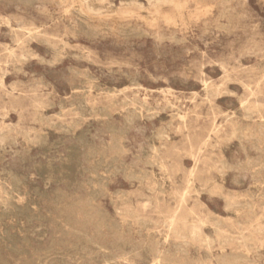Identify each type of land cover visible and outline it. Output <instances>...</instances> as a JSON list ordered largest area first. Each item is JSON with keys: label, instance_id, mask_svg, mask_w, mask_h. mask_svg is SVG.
<instances>
[{"label": "rangeland", "instance_id": "1", "mask_svg": "<svg viewBox=\"0 0 264 264\" xmlns=\"http://www.w3.org/2000/svg\"><path fill=\"white\" fill-rule=\"evenodd\" d=\"M138 1L0 0V264H264V0Z\"/></svg>", "mask_w": 264, "mask_h": 264}, {"label": "bare ground", "instance_id": "2", "mask_svg": "<svg viewBox=\"0 0 264 264\" xmlns=\"http://www.w3.org/2000/svg\"><path fill=\"white\" fill-rule=\"evenodd\" d=\"M70 1H72L74 4H76V12H77L78 16H79L81 19L85 18V17H86V16H85L86 14L100 15V14L105 13V12L103 11V9H99V8H96V7L93 6V3L100 4V3L102 2V0H70ZM147 2H148V7H149V8H152V9H154V10H158L159 7H160L161 5H164V4H168V5H176V4H177V2H176L175 0H147ZM232 2H233V1H232ZM231 4H233V3H231ZM128 7H133V8H131V9H127ZM135 8H143V7H142V5L139 3L138 0H129L128 4L125 6V9H124L122 15H127V14H129V13L132 12ZM146 8H147V7H146ZM149 12H150V11H149ZM113 13L116 14V12H114V11H113ZM154 18H155V17H154ZM81 19H80V20H81ZM140 20H141V19H140ZM143 21H144V20H143ZM165 24H166V23H165ZM9 25H10V24H9ZM74 25H75V24H74ZM159 25H160V24H159ZM168 25H169V24H168ZM66 26H67V25H66ZM122 32H126V33H128V34H132V32L130 31L129 28H123V29H122ZM14 49H15V48H14ZM14 51H15V50H14ZM38 56H39V55H38ZM84 58H85V57H84ZM70 72H71V70H70ZM72 73H73V72H72ZM202 73H203V72H202ZM68 74H69V73H68ZM125 74H126V73H125ZM67 76H68V75H67ZM91 76H92V75H91ZM127 76H128V74H127ZM72 79H73V78H72ZM68 81H69V80H68ZM71 81H72V80H71ZM137 81H138V80H137ZM4 83H5V82H4ZM83 84H84V83H83ZM88 84H89V83H88ZM88 84H87V85H88ZM76 87H77V86H76ZM86 87H87V86H86ZM88 87H89V86H88ZM72 88H73V87H72ZM74 88H75V87H74ZM94 88H95V87H94ZM94 88H93V89H94ZM82 89H83V88H82ZM90 89H91V88H90ZM110 89H111V88H110ZM76 90H77V89H76ZM86 90H88V89H86ZM111 90H112V89H111ZM168 90H169V89H168ZM81 91H82V90H81ZM89 91H92V90H89ZM15 92H16V91H15ZM75 92H76V91H75ZM175 92H176V91H175ZM110 94H111V93H110ZM235 94H236V93H235ZM85 97H86V96H85ZM79 98H80V97H79ZM125 98H126V97H125ZM134 99H135V98H134ZM143 99H144V98H143ZM132 101H133V99H132ZM69 103H70V102H69ZM132 103H133V102H132ZM155 103H156V102H155ZM133 104H134V103H133ZM142 104H143V103H142ZM64 105H65V104H64ZM83 106H84V105H83ZM156 106H157V104H156ZM74 107H75V106H74ZM77 108H78V107H77ZM103 108H104V107H103ZM155 108H156V107H155ZM69 109H70V108H69ZM98 110H100V109H98ZM154 110H155V109H154ZM0 111H1V110H0ZM102 111H103V110H102ZM1 112H2V111H1ZM1 112H0V113H1ZM5 112H6V111H5ZM8 112H9V111H8ZM191 112H192V110H191ZM43 115H44V114H43ZM83 115H84V114H83ZM96 115H97V114H96ZM105 116H106V115H105ZM182 117H184V116H182ZM93 118H95V117H93ZM102 119H103V117H102ZM180 120H181V118L179 117V121H180ZM183 120H184V119H183ZM183 120H182V121H183ZM246 121H247V120H246ZM101 125H102V124H101ZM124 125H125V124H124ZM185 125H186V124H185ZM86 126H87V125H86ZM128 128H129V127H128ZM118 129H119V128H118ZM124 129H125V128H124ZM122 130H123V129H122ZM128 130H129V129H128ZM83 131H84V130H83ZM89 131H90V130H89ZM89 131H88V132H89ZM130 131H131V129H130ZM122 132H123V131H122ZM154 132H155V131H154ZM82 133H83V132H82ZM231 133H232V132H231ZM80 134H81V132H80ZM106 135H107V134H106ZM152 135H153V134H152ZM73 136H74V135H73ZM80 136H82V135H80ZM125 136H126V135H125ZM76 137H77V136H76ZM110 137H111V136H110ZM118 137H119V136H118ZM118 137H117V138H118ZM68 138L70 139V137H68ZM78 139H79V138H78ZM98 139H99V138H98ZM120 139H122V138H120ZM114 140H116V139H114ZM114 140H110V141H114ZM123 140H124V139H123ZM150 140H153V139H150ZM117 141H118V140H117ZM126 141H127V140H126ZM108 142H109V141H108ZM72 143H73V142H72ZM103 143H104V142H103ZM112 143H113V142H112ZM123 143H124V142H123ZM148 143H150V142H148ZM54 144H55V142H54ZM54 144H53V145H54ZM109 144H110V143H109ZM117 144H118V143H117ZM120 144H121V143H119V147H120ZM152 144H153V143H152ZM50 145H51V144H49V147H50ZM83 145H84V144H83ZM90 145H91V144H90ZM104 145H105V144H104ZM150 145H151V144H150ZM153 145H154V144H153ZM56 146H57V145H55V147H56ZM85 146H86V144H85ZM111 146H112V145H111ZM111 146H110V148H111ZM76 147H77V146H75L74 149H76ZM92 147H93V146H92ZM101 147H102V144H101ZM103 147H104V146H103ZM154 147H155V146H154ZM51 148H52V147H51ZM88 148H89V147H88ZM94 148H95V145H94ZM115 148H116V147H115ZM122 148H123V147H121V149H122ZM147 148H148V147H147ZM155 148H156V147H155ZM68 149H69V148H68ZM71 149H73V148H71ZM77 149H79V148H77ZM91 149H92V148H91ZM119 149H120V148H119ZM151 149H152V147H151ZM153 149H154V148H153ZM51 150L53 151V149H51ZM55 150H56V149H55ZM81 150H83V149H81ZM104 150H108V149H105V148H104ZM104 150H103V152H104ZM147 150H148V149H147ZM96 151H98V149H97ZM126 151H127V150H126ZM126 151H123V152H126ZM143 151H144V149H143ZM145 151H146V149H145ZM150 151H151V150H150ZM157 151H158V150H157ZM48 152H49V151H48ZM76 152H77V151H76ZM78 152H79V151H78ZM84 152H86V151H84ZM114 152L116 153V150H115ZM118 152H120V150H119ZM178 152H179V151H178ZM11 153H13V152L11 151ZM86 153H87V152H86ZM105 153H106V152H105ZM53 154H54V152H53ZM73 154H75V153H73ZM77 154H78V153H77ZM77 154H76V155H77ZM117 154H118V153H117ZM47 155H50V154L47 153L46 156H47ZM57 155H58V154H57ZM60 155H61V154H60ZM105 155H106V154H105ZM119 155H120V154H119ZM122 155H123V154H122ZM143 155H144V154H143ZM143 155H142V156H143ZM145 155H146V154H145ZM213 155H214V154H213ZM46 156H44L43 158H47ZM66 156H67V155H66ZM77 156L79 157V155H77ZM77 156H76V159H77ZM98 156H99V155H98ZM107 156H108V155H107ZM110 156H111V155H109L108 157H110ZM114 156H115V155H114ZM147 156L149 157V154H147ZM147 156H146V157H147ZM61 157H62V159H63V156H61ZM137 157H138V156H137ZM146 157H145V159H146ZM148 157H147V158H148ZM80 158H81V157H80ZM83 158H84V157H83ZM119 158H121V157H119ZM138 158H139V157H138ZM192 158H193V157H192ZM4 159H5V158H4ZM25 159H26V158H25ZM57 159H58V158H57ZM62 159H61V160H62ZM64 159H66V157H65ZM106 159H107V158H105L104 160H106ZM108 159H109V158H108ZM112 159H113V158H112ZM117 159H118V158H117ZM121 159H122V158H121ZM135 159H137V158L135 157ZM20 160H21V159H20ZM48 160H49V159H48ZM48 160H47V161H48ZM53 160H54V159H53ZM58 160H59V159H58ZM66 160H68V159H66ZM66 160H65V161H66ZM69 160H70V159H69ZM95 160H97V159H95ZM99 160H100V159H98V161H99ZM255 160H256V159H255ZM260 160H261V159H260ZM39 161H40V160H39ZM54 161H55V160H54ZM54 161H53V162H54ZM59 161H60V160H59ZM65 161H64V162H65ZM77 161H78V160H77ZM83 161H86V159L83 160ZM93 161H94V160H93ZM102 161H103V160H102ZM111 161H112V160H111ZM122 161H123V160H122ZM122 161H121V162H122ZM135 161H136V160H135ZM135 161H134V162H135ZM263 161H264V160H263ZM34 162H35V161H34ZM40 162H41V161H40ZM62 162H63V161H62ZM67 162H68V161H67ZM67 162H65V163H67ZM69 162H70V161H69ZM71 162H72V160H71ZM78 162H80V161H78ZM90 162H92V161H90ZM105 162H106V161H105ZM117 162H118L117 164L119 165V162H120V161H117ZM134 162H133V163H134ZM72 163H73V162H72ZM133 163L130 162V164H133ZM143 163H144V162H143ZM61 164H62V163H61ZM79 164H80V163H79ZM88 164H89V163H88ZM91 164H94V162H92ZM130 164H129V165H130ZM134 164H135V163H134ZM139 164H141V162H139ZM229 164H230V163H229ZM33 165H34V163H33ZM35 165H36V164H35ZM35 165H34V166H35ZM65 165H66V164H64V166H65ZM69 165H70V164H69ZM120 165H123V163L120 164ZM126 165H127V164H126ZM137 165H138V163H137ZM51 166H52V165H51ZM60 166H62V165H60ZM60 166H58V167H60ZM66 166H67V165H66ZM124 166H125V164H124ZM124 166H123V167H124ZM142 166H143V165H142ZM47 167H48V166H47ZM54 167H55V166H54ZM74 167H75V166L72 165L71 168L74 169ZM80 167H81V166H80ZM93 167H94V166H93ZM123 167H122V169H123ZM131 167H132V166H131ZM133 167H134V165H133ZM145 167H146V166H145ZM36 168H37V166H36ZM65 168H66V167H65ZM69 168H70V167H69ZM69 168H68V170L71 169V168H70V169H69ZM76 168H77V167H76ZM87 168H88V167H87ZM116 168H117V167H116ZM134 168H135V167H134ZM156 168H157V167H156ZM195 168H196V167H195ZM49 169H50V168H49ZM49 169H48L47 171H49ZM55 169H56V167H55ZM58 169H59V168H58ZM73 169H71L70 172H72ZM83 169H85V168H83ZM83 169H82V171H83ZM90 169H91V167H90ZM117 169H118V168H117ZM127 169H129L128 166H127ZM138 169H139V168H138ZM1 170H2V169H1ZM38 170H39V169H38ZM38 170H37V171H38ZM50 170H51V169H50ZM62 170H63V169H62ZM85 170H86V169H85ZM133 170H134V169H133ZM143 170H144V169H143ZM195 170H196V169H195ZM79 171H80V170H79ZM88 171H89V170H88ZM104 171H105V170H104ZM130 171H131V170H130ZM145 171H147V170H145ZM148 171H149V170H148ZM105 172H106V171H105ZM57 173H58V172H57ZM72 173L74 174V172H72ZM72 173H71V174H72ZM80 173H81V172H80ZM35 174H36V173H35ZM91 174H92V173H91ZM37 175L39 176V174H37ZM47 175H48V174H47ZM80 175H82V174H80ZM100 175H101V174H100ZM41 176H42V175H41ZM70 176H71V175H70ZM73 176H74V175H73ZM251 176H252V175H251ZM262 176H263V175H262ZM64 177H65V174H64ZM76 177H77V176H75V178H76ZM95 177H97V176H95ZM95 177H94V178H95ZM108 177H109V176H108ZM39 178H43V176H42V177H39ZM104 178H105V177H104ZM104 178H103V179H104ZM149 178H150V177H149ZM60 179H61V178H60ZM65 179H67V178H65ZM68 179H69V177H68ZM68 179H67V180H68ZM97 179H98V178H97ZM106 179H107V178H106ZM76 180H77V179H76ZM86 180H87V179H86ZM92 180H93V178H92ZM27 181H28V180H27ZM31 181H33V180H31ZM44 181H45V179H44ZM61 181H62V180H61ZM72 181L74 182L73 179H70V183H71ZM79 181H80V180H79ZM97 181H98V180H97ZM48 182H49V181H48ZM80 182H81V181H80ZM88 182H91V181L89 180V181H87V182H85V183H88ZM98 182H99V181H98ZM49 183H52V182H49ZM91 183H92V182H91ZM99 183H100V182H99ZM102 183H103V182H102ZM35 184H36V183H35ZM47 184H48V183H47ZM75 184H76V183H75ZM77 184H78V183H77ZM83 184H84V181H83ZM97 184H98V183H97ZM165 184H166V183H165ZM27 185H28V184H27ZM72 185H73V184H72ZM93 185H94V188H95V185H96V184L93 183ZM45 186H48V185H45ZM67 186H68V185H67ZM70 186H71V185H70ZM90 186H91V185H90ZM102 186H103V185H102ZM0 187H1V186H0ZM57 187H58V186H57ZM57 187H56V188H57ZM76 187H77V185H76ZM31 188H32V187H31ZM37 188H38V187H37ZM50 188H52V187H50ZM59 188H60V187H59ZM59 188H58V189H59ZM68 188L70 189V187H68ZM94 188H93V189H94ZM260 188H261V187H260ZM52 189H53V188H52ZM75 189H76V188H75ZM79 189H80V188H79ZM79 189H78V190H79ZM83 189H84V188H83ZM93 189H92V190H93ZM155 189H156V188H155ZM155 189H154V190H155ZM262 189H263V187H262ZM40 190H41V189H40ZM55 190H56V189H55ZM117 190H118V189H117ZM47 191H48V190H47ZM52 191H53V190H52ZM60 191H61V190H60ZM60 191H58V192H60ZM63 191H64V190H62V192H63ZM84 191H85V190H84ZM41 192H42V191H41ZM41 192H40V195H41ZM44 192H45V191H44ZM44 192H43V193H44ZM56 192H57V191H56ZM64 192H66V191H64ZM76 192H77V191H76ZM28 193H29V192H28ZM38 193H39V192H38ZM43 193H42V194H43ZM46 193H47V192H46ZM72 193H74V192H72ZM12 194H13V193H12ZM48 194H49V193H48ZM70 194H71V193H70ZM0 195H1V193H0ZM14 195H15V194H14ZM56 195H58V194H56ZM68 195H69V194H68ZM112 195L114 196V194H112ZM48 196H49V195H48ZM50 196H51L50 198H53V199H54V197H53L52 195H50ZM66 196H67V193H66ZM70 196L72 197V195H70ZM2 197H3V196H2ZM71 197H70V198H71ZM79 197H80V196H79ZM92 197H93V196H92ZM7 198H8V197H7ZM66 198H67V197H66ZM55 199H56V198H55ZM67 199H69V198H67ZM74 199H75V198H74ZM74 199H73V200H74ZM238 199H239V198H238ZM238 199H237V200H238ZM49 200H50V199H49ZM79 200H81V199H79ZM79 200H78V201H79ZM82 200H83V199H82ZM82 200H81V201H82ZM69 201H70V200H69ZM78 201H77V202H78ZM86 201H87V199H86ZM54 202H55V201H54ZM54 202H53V203H54ZM74 202H75V201H74ZM74 202H72V203H74ZM79 202H80V201H79ZM144 202H145V201H143L142 203H144ZM146 202L148 203V201H146ZM154 202H155V201H154ZM200 202H201V201H200ZM232 202H233V201H232ZM4 203H5V202H4ZM23 203H24V202H23ZM31 203H32V202H31ZM34 203H35V202H34ZM34 203H33V204H34ZM36 203H37V202H36ZM66 203H67V202H66ZM69 203H70V202H69ZM75 203H76V202H75ZM95 203H96V202H95ZM139 203H140V202H139ZM26 204H27V203H26ZM55 204H56V202H55ZM58 204H59V203H58ZM49 205H50V204H49ZM51 205H52V204H51ZM53 205H54V204H53ZM56 205H57V204H56ZM70 205H71L70 207L73 208V207H72V204H70ZM77 205H78V204H77ZM123 205H124V203H123ZM129 205H130V204H129ZM132 205H133V204H132ZM22 206H23V205H22ZM22 206H21V207H22ZM39 206H40V204H39ZM41 206H42V205H41ZM47 206H48V205H47ZM66 206H67V205H66ZM25 207H26V206H25ZM25 207H24V208H25ZM54 207H55V205H54ZM74 207H76V206H74ZM78 207H79V206H78ZM78 207H77V208H78ZM82 207H83V205H82ZM87 207H88V206H87ZM89 207H90V206H89ZM118 207H119V206H118ZM133 207H134V206H133ZM31 208H32V206H31ZM34 208H35V207H34ZM40 208H41V207H40ZM48 208H49V207H48ZM61 208L63 209V207H60V209H61ZM77 208H76V210H77ZM45 209H46V208H45ZM52 209H53V208H51V210H52ZM62 209H61V210H62ZM68 209H69V208H68ZM74 209H75V208H74ZM81 209H82V208H81ZM88 209H89V208H88ZM35 210H36V208H35ZM41 210H42V209H41ZM46 210H47V209H46ZM57 210H58V209H57ZM66 210H67V209H66ZM78 210H79V209H78ZM78 210H77V211H78ZM18 211H19V210H18ZM31 211H32V210H31ZM36 211H37V210H36ZM38 211H39V210H38ZM79 211H80V210H79ZM85 211H87V210L85 209ZM49 212H51L50 209H49ZM58 212H59V211H58ZM63 212H64V211H63ZM65 212H66V211H65ZM65 212H64V213H65ZM69 212H70V211H69ZM132 212H133V211H132ZM38 213H39V212H37V215H38ZM41 213H43V212H41ZM41 213H40V215H41ZM59 213H60V212H59ZM73 213H74V212H73ZM73 213L70 212V215H69V216L73 215ZM117 213H118V212H117ZM129 213H130V211H129ZM32 214H33V213H32ZM48 214H49V213H48ZM61 214H63V213H61ZM77 214H78V213H76V215H77ZM81 214H82V213H81ZM92 214H93V213H92ZM37 215H36V218H37ZM40 215H39V216H40ZM44 215H45V214H44ZM44 215H42V216H44ZM51 215H52V214H51ZM56 215H57V214H56ZM78 215H79V214H78ZM83 215H84V214H83ZM83 215H82V216H83ZM29 216H30V215H29ZM59 216H60V215H59ZM59 216H58V217H59ZM74 216H75V215H74ZM84 216H85V215H84ZM216 216H217V215H216ZM0 217H1V216H0ZM12 217H13V216H12ZM32 217H33V215H32ZM45 217H46V215H45ZM47 217H48V215H47ZM54 217H55V214H54ZM58 217L56 216L55 218H58ZM62 217H64V216H62ZM62 217H61V218H62ZM66 217H67V216H66ZM66 217H65V218H66ZM75 217H76V216H75ZM78 217H79V216H78ZM94 217H95V216H94ZM97 217H98V216H97ZM124 217H125V214H124ZM2 218H3V217H2ZM16 218H17V217H16ZM16 218H15V219H16ZM26 218H27V217H26ZM43 218H44V217H43ZM79 218H80V217H79ZM110 218H112L111 215H110L109 219H110ZM221 218H222V217H221ZM256 218H257V216H256ZM0 219H1V218H0ZM9 219H11V218H9ZM13 219H14V218H13ZM15 219H14V220H15ZM31 219H32V218H31ZM50 219H51V218H50ZM67 219H68V217H67ZM69 219H70V218H69ZM82 219H83V217H82ZM82 219H81V222H82ZM84 219H85V217H84ZM98 219H99V217L97 218V220H98ZM7 220H8V219H7ZM23 220H24V219H23ZM36 220H37V219H36ZM36 220H35V221H36ZM55 220H56V219H55ZM61 220H62V219H61ZM87 220H88V219L86 218L85 221H87ZM93 220H94V219H93ZM103 220H104V219H103ZM115 220H116V219H115ZM19 221H20V220H19ZM57 221H58V220H57ZM57 221H56V223H57ZM62 221H63V220H62ZM164 221H165V220H164ZM166 221H167V220H166ZM168 221H169V220H168ZM214 221H215V220H214ZM219 221H220V220H219ZM0 222H2V221H0ZM3 222H4V221H3ZM9 222H11V221H9ZM49 222H50V221H48V223H49ZM52 222H53V221H52ZM75 222H76V221H75ZM93 222H94V221H93ZM96 222H98V223H94V224H99V221H96ZM108 222H109V221H108ZM114 222H116V221H114ZM18 223H19V222H18ZM43 223H45V221H44ZM43 223H42V224H43ZM59 223H60V222H59ZM66 223H68V222H66ZM72 223H73V221H72ZM104 223H106V222H104ZM3 224H5V223H3ZM8 224H9V223H8ZM26 224H27V223H26ZM61 224H62V223H61ZM74 224H75V223H74ZM74 224H72V226H73ZM106 224H107V223H106ZM118 224H120V222H119ZM16 225H17V224H16ZM47 225H48V224H47ZM52 225H53V224H52ZM66 225H69V224H66ZM100 225H101V224H100ZM107 225H108V224H107ZM111 225H112V222H111ZM128 225H129V224H128ZM156 225H157V224H156ZM164 225H165V223H164ZM0 226H1V224H0ZM27 226H29V225H27ZM33 226H34V224H33ZM77 226H78V224H77ZM82 226H83V225H82ZM82 226H81V230H82ZM84 226H85V224H84ZM102 226H103V225H102ZM108 226H110V225H108ZM4 227H5V226H4ZM6 227H7V224H6ZM8 227H9V225H8ZM16 227H17V226H16ZM18 227H19V226H18ZM30 227H31V225L29 226V228H30ZM40 227H41V226H40ZM42 227H43V226H42ZM42 227H41V228H42ZM44 227H45V226H44ZM46 227H47V226H46ZM56 227H57V226H56ZM58 227H60V226H58ZM79 227H80V226H79ZM93 227H94V226H93ZM96 227L99 228V225L96 226ZM103 227H106V228H107V226H103ZM118 227H119V226H118ZM12 228H13V227H12ZM24 228H25V226H24ZM32 228H33V227H32ZM41 228H40V229H41ZM61 228H62V227H61ZM69 228H70V226H69ZM74 228H75V227H73V229H74ZM109 228H110V227H109ZM115 228H116V227H115ZM120 228H121V227H120ZM126 228H127V227H126ZM130 228H131V227H130ZM226 228H227V227H226ZM5 229H6V228H5ZM10 229H11V225H10ZM21 229H22V228H21ZM26 229L28 230V228H26ZM40 229H39V230H40ZM56 229H57V228H56ZM59 229H60V228H59ZM76 229H77V228H76ZM79 229H80V228H79ZM79 229H78L77 231H79ZM91 229H92V228H91ZM95 229H96V228H95ZM11 230H12V229H11ZM14 230H15V229H14ZM16 230H17V229H16ZM18 230H19V229H18ZM42 230H43V228H42ZM81 230H80V231H81ZM104 230H105V228H104ZM129 230H130V229H129ZM218 230H219V229H218ZM24 231H25V230H24ZM32 231H33V230H32ZM37 231H38V230H37ZM37 231H36V232H37ZM45 231H47V230L45 229ZM50 231H51V230H50ZM89 231H90V229H89ZM105 231H106V230H105ZM130 231H131V230H130ZM191 231H192V230H191ZM263 231H264V230H263ZM25 232H27V231H25ZM29 232H30V231H29ZM41 232H42V231H41ZM74 232H75V231H74ZM83 232H84V229H83ZM102 232H103V231H102ZM142 232H143V231H142ZM203 232H204V231H203ZM261 232H262V231H261ZM1 233H2V232H1ZM3 233H4V232H3ZM15 233H17V232L15 231ZM43 233H44V232H43ZM65 233H66V232H65ZM72 233H73V232H72ZM72 233H71V235H72ZM103 233H104V232H103ZM107 233H108V232H107ZM125 233H126V232H124V234H125ZM127 233H128V231H127ZM127 233H126V234H127ZM131 233H132V231H131ZM192 233H193V232H192ZM204 233H205V232H204ZM9 234H10V233H9ZM44 234H45V233H44ZM63 234H64V233H63ZM68 234H70L69 231H68ZM75 234H76V233H75ZM77 234H78V236H79V232H77ZM96 234H98V232H97ZM108 234L110 235V232H109ZM122 234H123V232H122ZM229 234H230V233H229ZM229 234H228V235H229ZM240 234H241V233H240ZM2 235H3V234H2ZM13 235H14V234H13ZM17 235H18V234H17ZM30 235L32 236L31 232H30ZM30 235H29V236H30ZM34 235H35V233H34ZM36 235H38V234H36ZM48 235H49V234H48ZM60 235H61V234H60ZM80 235H81V233H80ZM82 235H83V234H82ZM82 235H81V236H82ZM92 235H93V234H92ZM151 235H152V234H151ZM192 235H193V234H192ZM234 235H235V234H234ZM3 236H4V235H3ZM3 236H2V237H3ZM11 236H12V235H11ZM23 236H24V235H23ZM29 236H28V237H29ZM39 236H40V235H39ZM45 236H47V235H45ZM62 236H63V235H62ZM66 236H67V235H66ZM66 236H65V237H66ZM99 236H100V235H99ZM103 236H104V235H102V237H103ZM106 236H108V235H106ZM112 236H113V234H112ZM112 236H111V238H112ZM120 236H121V233H120ZM120 236L118 235L119 238H120ZM129 236H130V235H129ZM137 236H138V235H137ZM148 236H149V235H147V237H148ZM236 236H238L237 233H236ZM13 237H15V236H13ZM13 237H11V238H13ZM19 237H20V236H19ZM26 237H27V236H26ZM42 237H43V236H42ZM50 237H51V236H50ZM69 237H71V236H69ZM69 237H68V238H69ZM72 237L75 238L76 236H72ZM108 237H109V236H108ZM108 237L105 239V241L108 240ZM114 237H115V235H114ZM144 237H145V236H144ZM5 238H7V237H5ZM21 238H23V237H21ZM32 238H33V237H32ZM84 238H85V237H84ZM87 238H89V237H87ZM91 238H92V236H91ZM91 238H90V239H91ZM103 238H104V237H103ZM111 238H110V239H111ZM125 238H127V237H125ZM128 238H129V237H128ZM130 238H132V237H130ZM148 238H149V237H148ZM150 238H152V237H150ZM15 239H16V238H15ZM18 239H20V238H18ZM24 239H25V238H24ZM27 239H28V238H27ZM44 239H46V242L49 241V240H48L47 238H45V237H44ZM50 239H51V238H50ZM69 239H70V238H69ZM79 239H80V238H79ZM92 239H93V238H92ZM100 239H101V237H100ZM114 239H115V238H114ZM114 239H113L112 241H114ZM116 239H118V238H116ZM120 239H124V237H123V238H120ZM132 239H133V238H132ZM208 239H209V238H208ZM210 239H211V238H210ZM10 240H11V239H10ZM71 240H72V239H71ZM82 240H83V239H82ZM95 240H96V239H95ZM118 240H119V239H118ZM128 240H129V239H128ZM136 240H137V239H136ZM136 240H135V241H136ZM218 240H219V239H218ZM0 241H1V240H0ZM79 241H80V240H79ZM86 241H87V240H86ZM97 241H98V240H97ZM101 241H102V240H101ZM116 241H117V240H116ZM119 241H120V240H119ZM123 241H124V240H123ZM126 241H127V240H126ZM126 241H125V242H126ZM135 241H134V243H135ZM138 241H139V240H138ZM149 241H150V240H149ZM151 241H152V240H151ZM3 242H4V241H3ZM6 242H7V241H6ZM6 242L4 243V245H6ZM11 242H12V241H11ZM28 242H29V241H28ZM31 242H32V241H31ZM53 242H54V241H53ZM88 242H89V241H88ZM92 242H94V241H92ZM114 242H115V241H114ZM117 242H118V241H117ZM117 242H116V243H117ZM120 242H121V241H120ZM140 242H141V241H140ZM142 242H143V240H142ZM152 242H154V241H152ZM152 242H151V243H152ZM217 242H218V244H219L220 246H222V248L225 246V243H224L223 241H217ZM14 243H16V242H14ZM68 243H69V242H68ZM70 243H71V242H70ZM97 243H99V242H97ZM101 243H102V242H101ZM107 243H111V242H107ZM127 243L129 244L130 241H128ZM134 243H133V244H134ZM151 243H150V244H151ZM154 243H155V242H154ZM161 243H162V242H161ZM10 244H11V243H10ZM10 244H9V246H10ZM12 244H13V243H12ZM16 244H17V243H16ZM18 244H19V243H18ZM20 244H21V243H20ZM20 244H19V245H20ZM24 244H25V243H24ZM27 244H28V243H27ZM46 244H47V243H46ZM55 244H56V243H55ZM74 244H75V243H74ZM79 244H80V243H79ZM94 244H96V242H95ZM111 244H112V243H111ZM111 244H110V245H111ZM117 244H121V243L118 242ZM117 244H116V245H117ZM122 244H123V243H122ZM125 244H126V243H125ZM133 244H132V245H133ZM136 244H137V243H136ZM140 244H141V243H140ZM144 244H145V243H144ZM159 244H160V243H159ZM165 244H166V243H165ZM204 244H205L208 248H211V247H212V244H213V241L205 240ZM31 245H32V244H31ZM59 245H60V244H59ZM82 245H83V244H82ZM100 245H101V244H100ZM100 245H99V246H100ZM106 245H107V244H106ZM106 245H104V246L106 247ZM112 245H113V244H112ZM114 245H115V244H114ZM130 245H131V244H130ZM130 245H129V246H130ZM132 245H131V246H132ZM14 246H15V244H14ZM17 246H18V245H17ZM27 246H28V245H27ZM29 246H30V244H29ZM46 246H47V245H46ZM46 246H45V247H46ZM54 246H55V245H54ZM63 246H66V245H63ZM74 246H76V245H74ZM77 246H78V245H77ZM94 246H96V245H94ZM99 246H97V247H99ZM101 246H102V245H101ZM104 246H103V247H104ZM108 246H109V244H108ZM135 246H136V245H135ZM135 246H134V248H135ZM144 246H145V245H144ZM164 246H165V245H164ZM217 246H218V245H217ZM32 247H33V246H32ZM43 247H44V246H42V248H43ZM61 247H62V246H61ZM87 247H88V246H87ZM103 247H102V249H106V248H103ZM117 247H119V246H117ZM117 247H116V248H117ZM138 247H139V246H138ZM138 247H137V248H138ZM142 247H143V246H142ZM4 248H5V247H4ZM10 248H11V246H10ZM21 248H22V247H21ZM21 248H20V249H21ZM24 248H26V247H24ZM34 248H35V247H34ZM34 248H33V249H34ZM50 248H52V246H51ZM56 248H57V247H56ZM76 248H77V247H74V249H76ZM82 248H83V246H82ZM85 248H86V247H85ZM90 248H91V247H90ZM94 248H95V247H94ZM94 248H93V250H94ZM99 248H100V247H99ZM119 248H121V247H119ZM122 248H123V247H122ZM137 248H136V249H137ZM143 248H144V247H143ZM163 248H164V247H163ZM243 248H244V247H243ZM12 249H13V248H11V250H12ZM37 249H38V248H37ZM43 249H44V248H43ZM53 249H54V248H53ZM61 249L63 250V247H62ZM79 249H80V248H79ZM91 249H92V248H91ZM91 249H90V250H91ZM102 249H101V250H102ZM114 249H115V248H114ZM117 249H118V248H117ZM145 249H146V248H145ZM154 249H155V248H154ZM182 249H183V248H182ZM6 250H7V249H6ZM13 250H14V249H13ZM17 250H18V249H17ZM21 250H22V249H21ZM23 250H24V249H23ZM31 250H32V248H31ZM31 250H30V252H29L30 254L32 253ZM40 250H41V248H40ZM44 250H45V249H44ZM44 250H43V252H44ZM55 250H56V249H55ZM59 250H60V249H59ZM66 250H67V249L65 248V252H66ZM68 250H69V249H68ZM77 250H78V249H77ZM77 250H76V251H77ZM82 250H83V249H82ZM85 250H86V249H85ZM118 250H119V249H118ZM118 250H117V251H118ZM123 250H124V249H123ZM132 250H134V249H132ZM143 250H144V249H143ZM252 250H253V249H252ZM28 251H29V250H28ZM38 251H39V250H38ZM47 251H48V250H47ZM53 251H54V250H53ZM63 251H64V250H63ZM69 251H70V250H69ZM119 251H120V250H119ZM135 251H136V250H135ZM135 251H134V252H135ZM138 251H139V250H138ZM144 251H145V250H144ZM147 251H148V249H147ZM147 251H146V252H147ZM169 251H170V250H169ZM2 252H3V251H2ZM2 252H1V253H2ZM4 252H5V251H4ZM4 252H3V253H4ZM60 252H62V251H60ZM72 252H73V251H72ZM100 252H102V251H100ZM129 252H130V251H129ZM129 252H128V253H129ZM134 252H133V254H134ZM139 252H141V250H140ZM163 252H164V251H163ZM163 252L160 251V250H156V251L153 253L152 264H161V263L164 262V261H168V262H170V263H178V262L181 261L180 258H176L175 256H173V257H169V258H166V257L164 256ZM170 252H171V251H170ZM187 252H188V251H187ZM251 252H252V251H251ZM1 253H0V254H1ZM11 253H13V251H12ZM19 253H20V252H19ZM45 253H46V252H44L43 254H45ZM50 253H52V251H51ZM55 253H56V252H55ZM79 253H80V251H79ZM86 253H87V252H86ZM107 253H108V252H107ZM116 253H117V252H116ZM164 253H165V252H164ZM166 253H167V252H166ZM6 254H7V253H6ZM8 254H9V253H8ZM14 254H16V253H14ZM30 254H29V255H30ZM40 254H41V253H40ZM43 254H42V255H43ZM62 254H63V252H62ZM73 254H74V253H73ZM73 254H72V256H73ZM80 254H81V253H80ZM82 254H83V253H82ZM117 254H118V253H117ZM133 254H132V255H133ZM144 254H145V252H144ZM148 254H149V253H148ZM148 254H146V255L148 256ZM170 254H171V253H170ZM206 254H207V253H206ZM239 254H240V253H239ZM22 255H24V254H22ZM45 255H47V253H46ZM54 255H55V254H54ZM67 255H68V254H67ZM70 255H71V254H70ZM76 255H77V254H76ZM95 255H97V254H95ZM95 255H94V256H95ZM101 255H102V254H101ZM110 255H111V254H110ZM115 255H116V254H115ZM124 255H125V254H124ZM142 255H143V253H142ZM142 255H141V256H142ZM8 256H9V255H8ZM18 256H19V255H18ZM31 256H33V253H32ZM43 256H44V255H43ZM43 256H41V257H43ZM58 256H59V255H57V256H55V257H58ZM74 256H75V255H74ZM82 256H84V254H83ZM88 256H89V255H88ZM98 256H99V255H97V258H98ZM116 256H117V255H116ZM125 256H126V255H125ZM125 256H124V257H125ZM128 256H129V255H128ZM137 256H140V255H137ZM137 256H136V257H137ZM141 256H140V257H141ZM218 256H219V255H218ZM2 257H3V254H2ZM12 257H13V256H12ZM27 257H30V256H27ZM53 257H54V256H53ZM66 257H68V256H66ZM84 257H86V256H84ZM95 257H96V256H95ZM103 257H104V256H103ZM117 257H118V256H117ZM14 258H15V257H14ZM31 258H32V257H31ZM37 258L39 259V256H38ZM60 258H61V257H60ZM104 258H105V257H104ZM104 258H103V260H104ZM106 258L108 259L107 256H106ZM106 258H105V259H106ZM112 258H113V256H112ZM125 258H126V257H125ZM3 259H4V258H3ZM19 259H20V258H19ZM23 259H24V257H23ZM35 259H36V257H35ZM66 259H67V258H66ZM72 259H74V258H72ZM85 259H86V258H85ZM127 259H128V258H127ZM142 259H145V258L142 257ZM146 259H147V258H146ZM204 259H205V258H204ZM24 260H25V259H24ZM31 260H32V259H31ZM31 260L29 259V263H30ZM43 260H44V259H43ZM43 260H42V261H43ZM49 260H50V259H49ZM55 260H56V259H55ZM70 260H71V259H70ZM92 260H93V261H92ZM97 260H99V259H97ZM100 260H101V259H100ZM112 260H113V259H112ZM189 260H190V259H189ZM189 260H188V261H189ZM213 260H214V259H213ZM248 260H250V259H248ZM4 261H6V260L4 259ZM51 261H52V260H51ZM56 261H57V260H56ZM56 261H55V262H56ZM59 261H60V260H59ZM61 261H62V258H61ZM61 261H60V262H61ZM66 261H67V260H66ZM83 261H84V260H83ZM85 261H86V260H85ZM88 261H89V260H88ZM88 261H87V262H88ZM94 261H95V259H92V258H91V262H90V263H93ZM147 261H148V260H147ZM0 262H1V261H0ZM7 262H8V261H7ZM14 262H15V261H14ZM20 262H21V263H19V264H22V261H20ZM27 262H28V261H27ZM27 262H26V263H27ZM34 262H35V261H34ZM36 262H37V260H36ZM55 262H54V263H55ZM69 262L71 263L72 261H69ZM107 262H108V261H107ZM128 262H130V261H128ZM191 262H192V261H191ZM237 262H238L237 259H231V258H229L228 256H226L225 254H223L222 256H219V257L217 258V260H216V263H217V264H237ZM5 263H6V262H5ZM15 263H16V262H15ZM24 263H25V262H24ZM32 263H33V262H32ZM49 263H50V262H48V264H49ZM80 263H82V262H80ZM110 263H112V261H111ZM216 263H215V264H216ZM8 264H9V263H8ZM27 264H28V263H27ZM41 264H42V263H41ZM43 264H44V263H43ZM52 264H53V263H52ZM56 264H57V263H56ZM60 264H61V263H60ZM66 264H67V262H66ZM75 264H76V263H75Z\"/></svg>", "mask_w": 264, "mask_h": 264}]
</instances>
